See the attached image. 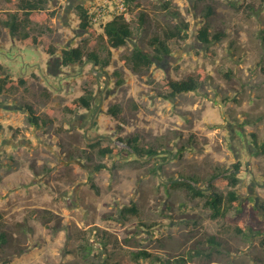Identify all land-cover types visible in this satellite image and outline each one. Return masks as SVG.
Returning a JSON list of instances; mask_svg holds the SVG:
<instances>
[{
  "label": "rangeland",
  "instance_id": "374dc122",
  "mask_svg": "<svg viewBox=\"0 0 264 264\" xmlns=\"http://www.w3.org/2000/svg\"><path fill=\"white\" fill-rule=\"evenodd\" d=\"M78 4L89 0H49L20 32L44 36L43 45L25 53L28 59L52 57L50 73L58 69L66 80L61 96L55 83L49 88L39 78L0 93V232L8 235L0 264H122L139 250L154 258L139 264H163L157 257L176 264L182 255L188 264H264V153L256 154L264 143V0L131 1L127 21L134 36L118 49L108 44L104 27H94L96 35L79 27ZM19 5L0 0L2 39L10 32L3 21L11 14L25 19ZM209 8L213 14L207 17ZM179 19L190 23L188 40L171 42V55L134 72L127 60L133 49H151V39ZM204 26L223 33L222 40L202 43L198 33ZM78 45L86 53L83 62L61 66L63 49ZM91 52L102 73L95 81ZM3 55L7 63L15 56ZM9 69L0 65V78L17 79L19 69ZM190 76L200 81L197 91L166 98L168 79ZM86 89L94 92L92 108L67 112L66 105ZM25 105L52 125L33 126ZM115 107L121 109L118 116ZM135 137L140 147L158 154L142 158L117 143ZM96 143L122 152L100 158L99 147H90ZM239 161L242 213L232 209L213 220L205 199H191L183 186H172L194 177L209 192L207 180L220 175L212 183L226 193L231 186L224 178ZM101 163L106 168L95 172ZM133 205L140 214H125ZM212 235L220 246L207 243ZM87 243L95 245L85 259L79 248Z\"/></svg>",
  "mask_w": 264,
  "mask_h": 264
},
{
  "label": "trees",
  "instance_id": "16d2710c",
  "mask_svg": "<svg viewBox=\"0 0 264 264\" xmlns=\"http://www.w3.org/2000/svg\"><path fill=\"white\" fill-rule=\"evenodd\" d=\"M19 1H20L19 8L22 14L25 15V19H21V18L18 19V15L16 13H13L10 15L9 20L3 21V25L9 27L12 35H16L20 33L22 28H25L24 26L25 20L27 21L28 17L33 15L34 13L44 10L47 3H49V0H19ZM126 1L131 2L135 0H126ZM170 7H171L170 3L166 2L165 8L168 9ZM76 10L79 12V20H80L79 27L83 31L96 35L97 31L89 22L87 9L85 8V5L78 4L76 6ZM173 14L177 18L180 17L179 12L173 11ZM212 14H213V9L209 8L206 14L207 17H210ZM145 18L146 15L143 14L140 19L141 22H144ZM189 31H190V23L184 19H179L178 23L165 29L163 31L162 36L156 35L151 39L150 41V45L152 46L151 49L135 47L127 59L133 71L136 73H141L144 70H149L157 61H161L164 57L171 55L172 53V49L170 45L171 42H176V41L181 42L188 40L190 36ZM104 34L107 37V42L110 45V47L115 49L127 45L128 41L134 36L130 22H128L123 15L117 16L114 19L108 21L104 26ZM223 35H224L223 33H214V34L211 33L208 26H204L202 29L199 30L198 33L199 40L206 45L220 42L223 38ZM25 39L27 40L28 45L38 46L45 42L44 36H39V35L37 37L36 36L29 37V35L25 34ZM85 56H86L85 50L81 45H78L77 47H70L63 49L62 56L60 58L61 66H68L75 63H82ZM87 57L92 61L96 62L97 64H99L100 62L99 57L95 52L88 53ZM56 67H58V65ZM58 73H60L58 69L52 72L53 75H57ZM92 74H93V79L95 81L98 77L95 75L94 72ZM27 82H28L27 79L14 80L9 76L8 77L5 76V78H0V93H7L10 92L11 90H17L19 86L25 85ZM167 85L170 90V93L165 96L167 99L173 100L180 94L197 91L200 88V81L199 79L192 76L183 80H176L170 78L167 81ZM85 92L86 94L81 96L78 100H74L72 103L67 104L65 110L67 112H70V114H74L81 108H85L88 110L91 109L94 92L89 89H86ZM23 108L25 112L28 114L29 122L38 129L48 128L49 126L52 125L53 123L52 120L42 118L32 105H25ZM111 110L115 116H118L119 112H121V109H119V107H115L114 109ZM118 141L127 144V146H129L130 148L129 152L135 153L138 156H141L142 158L153 157L158 154V152L152 148L140 147L138 145L139 144L138 137L132 139L118 138ZM90 147L94 149L99 147L97 149V155L100 158H106L111 155L119 156L122 152L117 147H110V146L100 147L99 143L92 144L90 145ZM261 153H264V143L260 149V152L256 154L259 155ZM166 158L168 159L169 156H167ZM104 168H106L105 164L101 163L96 165L93 170L95 172H99ZM241 168H242V163L239 161L237 164L233 165L234 171H232L229 175H226V177L224 178L225 180H229V185L231 186V189H229L226 193L218 191L212 183L220 175H213L209 180H207L209 183L208 188H211L212 190L209 192L207 191V189H202V188L198 189L197 183H199L200 181L198 179H195L194 177H186V179L174 183L172 186H180V187L183 186L188 192V195L191 199H196V198L205 199V206L212 211L211 218L213 220H217L218 218L225 217L226 214L232 209H236L237 212L239 213H242L244 211V204L241 198L239 197V193L236 189V187L241 182L239 177H237L236 171ZM152 172L154 174H157L158 171L156 166L152 169ZM92 187L96 188V186L93 183H92ZM261 208L264 209V206H262ZM123 211L125 214H132V215L140 214L139 208L136 205H133L132 207L129 208H125ZM57 229L58 228H56V231H59ZM239 230L241 233H244L246 231V228H240ZM258 233H263V231L259 230ZM7 236H8L7 233L3 231L0 232V252L4 250V247L8 243ZM107 241H108L107 236L102 235V242L106 244L104 246H107ZM207 241H208L207 243H210L211 245H215V246L221 245V243L217 240V237L214 235L210 236L207 239ZM93 245H95V243H93ZM93 245L92 243L82 244L81 247L79 248V250L81 251L79 253L83 254V257L85 259L89 258L94 248ZM24 252L25 251H22L19 254H22ZM196 255H200V251H198ZM142 259L147 260L154 258L152 253H150L149 251L139 250L132 253L131 260L125 261L122 264H139V261ZM192 259H193V255L190 256V260ZM156 260L161 261L163 264L171 263V260L164 261L162 259H159L158 257ZM174 261L176 262V264H188L189 262L188 259L185 257V255H182L180 258H177ZM89 264H101V263L90 261ZM116 264H120V263H116Z\"/></svg>",
  "mask_w": 264,
  "mask_h": 264
},
{
  "label": "crops",
  "instance_id": "0c3cea01",
  "mask_svg": "<svg viewBox=\"0 0 264 264\" xmlns=\"http://www.w3.org/2000/svg\"><path fill=\"white\" fill-rule=\"evenodd\" d=\"M57 5H55L54 9L61 7L62 3H60V4L58 3ZM6 31H9L8 28L6 29ZM7 34L8 35H7L6 39H2L0 36V57H1L0 65H2L4 67V69H8L9 67H11L12 69H9V70L11 72L14 71V73L16 72L14 69H19V71H18L19 73L17 72L18 73L17 79H27L28 82L25 85H27L28 83L30 84L32 82V80L34 81L37 78H39V80H40V82H42V84L44 83V86H47L49 88L53 87L54 86L53 84L55 83L56 86H58V87H55V90H57V95L61 96V94H62L61 90L63 89L61 84H63V83L66 84V82H64L66 80H63L64 76L61 74L53 76V74L50 73L49 64L51 62L52 57L49 55V58L47 61L44 60L43 57L40 55H39V59H37V60H35L34 58L28 59V57L26 56V53H25L27 47H32V49H36L33 47H39V46L43 45L44 43H42L41 45H38V46L28 45L27 40L25 39V34L29 35V37H32V35L30 33H23V34L18 33L16 35H12L11 30H10V32H8ZM3 53L14 54L15 56L10 61V63H7L2 59V58H4ZM19 57H21V58H19ZM21 59H22L23 65L21 63ZM45 65L48 66L47 71H45L46 70ZM42 66L44 67L43 70L41 69L42 71L40 73H37L36 67L41 68ZM62 71L65 74V71L64 70H62ZM15 78H16V76H13L12 79H15ZM17 79H15V80H17ZM45 83H46V85H45ZM43 96L48 97L49 95L46 92H44ZM83 112H86V111H83ZM81 114H83V113H81ZM97 134L99 136H101L99 133H97Z\"/></svg>",
  "mask_w": 264,
  "mask_h": 264
},
{
  "label": "built area",
  "instance_id": "2783aa9c",
  "mask_svg": "<svg viewBox=\"0 0 264 264\" xmlns=\"http://www.w3.org/2000/svg\"><path fill=\"white\" fill-rule=\"evenodd\" d=\"M89 22L93 27H104L110 19L123 15L128 19L130 2L126 0H89L86 5Z\"/></svg>",
  "mask_w": 264,
  "mask_h": 264
},
{
  "label": "water",
  "instance_id": "95a60500",
  "mask_svg": "<svg viewBox=\"0 0 264 264\" xmlns=\"http://www.w3.org/2000/svg\"><path fill=\"white\" fill-rule=\"evenodd\" d=\"M92 63H93V71H94L95 75H96L97 77H99L98 74H99V75H102V73H100L99 71H96V67H95V66H96L97 63L94 62V61H92ZM117 143H122V142L118 141ZM245 170H246V169H245ZM243 171H244V170L239 169V170L236 171V173H237V174H238V173H242ZM197 187H198V186H197ZM198 189H201V188L198 187Z\"/></svg>",
  "mask_w": 264,
  "mask_h": 264
},
{
  "label": "flooded vegetation",
  "instance_id": "af4514ba",
  "mask_svg": "<svg viewBox=\"0 0 264 264\" xmlns=\"http://www.w3.org/2000/svg\"><path fill=\"white\" fill-rule=\"evenodd\" d=\"M95 137L98 138V139L102 138V136H99L97 133H95ZM182 180H184V179H182Z\"/></svg>",
  "mask_w": 264,
  "mask_h": 264
}]
</instances>
